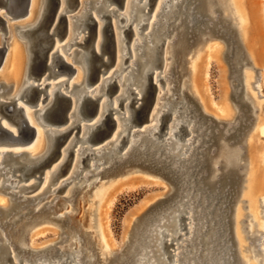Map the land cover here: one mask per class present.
Segmentation results:
<instances>
[{
	"label": "bare ground",
	"instance_id": "obj_1",
	"mask_svg": "<svg viewBox=\"0 0 264 264\" xmlns=\"http://www.w3.org/2000/svg\"><path fill=\"white\" fill-rule=\"evenodd\" d=\"M178 1L180 0H155L150 13L148 12V8H146L142 15L136 16V10L147 6L148 0H123L121 9L116 7L113 0H78L77 11L75 10V13L71 14L69 22H67L66 19V37L68 36L69 38L68 40L64 41L63 44H61L59 47H62V49L67 52L71 46H83V44L77 42L76 40L78 39L80 42L85 41L86 36L80 37L79 35L81 34V32H85L87 30V22L93 20L95 22V27L93 31L94 43L92 50L95 52H99L100 49H102L103 42H105L102 30L104 24V21L102 20V14L104 11L109 12L110 17L115 16V18H117V20L115 21V26L120 30L117 32L116 38L114 36L115 58L113 66L108 70L106 69L107 71L105 70L103 72L101 78H99L94 83H91V52L90 50L87 51L86 49H83V51L75 49L73 50V53L76 52L79 54V58L76 59V61L80 62V67H78L77 72L74 71L71 77H69L72 79H70L67 84V81L60 78L61 76L68 75L66 70L59 65H56L55 62L49 58V71L53 72L52 77L60 78L61 80L57 79L58 81H54L55 83L53 84L52 82L48 83V85L44 87L43 91L39 93L34 102H27V99L31 96L30 91L32 86L38 85L39 88H43L44 81L51 77L50 76L46 78L48 74L46 73L42 75L41 78L36 79L31 72L33 62V47L35 44H37V42H41V38L44 37L46 16L51 8L50 0H4L5 6L2 8H4L5 11H3L6 12L7 10L6 13L8 14V16H12L13 19L21 18L20 20L22 21V23L13 25L12 28L10 26L11 38L8 44V48L7 46H0V48H4V54L2 56V61L0 62V83L3 82L12 85L13 89L10 99L15 100L16 105V102L20 100L22 102L20 104H26L27 106H29V108L32 109L36 108V119L38 121V123H35L36 125L34 126L31 119L32 117L30 118L27 110L23 109L24 116L27 122L35 127L36 134L32 142H29L31 144L30 146H32L31 150L27 151L28 159L32 161L27 163L26 166L21 169V174L19 173L20 176H17L19 180H24L25 174H27L26 168L33 166V164L42 161V159L48 156L52 152L55 142L57 141L60 134L68 131V128H71V133L68 137V140L63 145L62 153L60 154L59 158L47 169L48 172L45 173V181L42 180L43 184L45 183L44 186L49 184L48 179H50V176H52V174L55 175L56 172L58 174L61 164L67 159V151H64V148L68 146V150L70 152L73 146H75L76 144L77 147H75V150H73L74 156H72L73 159L71 158L72 162L71 167L69 168V174L71 175L63 179L60 184L58 183L59 187L52 190V192H54L55 194L61 187L67 186L74 180H76L75 184L83 180V182H86L85 185H88V187L89 185H93L98 181L100 182L101 173L109 171L108 174H110L114 171L113 166L115 168H118L126 162H131L132 160L130 159V157H128V155L130 151H135L138 147L137 154L134 155L135 160L137 161L141 159H148L150 157L154 162L162 163L168 166L169 171L178 178V180H176V183H178L181 187V190L177 195V201L179 202L182 197H187V192L185 193V195H183V192L185 190L191 189V182H195L196 184V181L194 179L192 181L190 177L194 176V171L196 170L197 164L200 162V159L203 158L202 153L204 151L205 143L209 140L210 131H208L207 126L201 127L196 117L194 118L191 116V110L188 107L183 110V108L188 104V100L184 97V91L188 90L190 95L196 97L205 112L211 110V107H209L206 101H204V99L202 98L200 90L201 80L199 81L198 71L200 69V63L204 61H200V58H202L204 54L207 53V55L210 57H216L217 59H220V49L214 47L213 44H206L207 38H209L210 40H217V36L212 37L210 34H208L207 36L203 37L202 40L193 49H189V51L183 55V57H187L186 61L189 64V69L187 77L183 79L180 84L178 94L174 92L175 78L174 74L171 72L170 63L168 64L169 61L167 62V64H165L166 66L163 67V75L160 74L162 71L160 73L156 72L152 74V81H154L155 84L159 83V92L155 95L153 104L147 116V121L145 123H138L136 121V107L133 109L131 107L133 99L138 103V101L141 99L142 94L140 90H136L132 86L134 84L139 86L142 80V76L147 74V69L152 68V63L154 61L155 55L157 54L155 48L156 45L161 41H153L151 32L152 30H159V28L162 26L161 21L165 23V32L169 26V24L166 23V19L161 20V18H158V14L163 9V7H165V12H169L171 9V5L173 3H177ZM138 3L140 4V6L137 9L134 8V6ZM245 3L244 0H205V6L212 19L216 18V8L221 7L224 19L231 22L232 27L235 28L237 32L238 38L240 39L241 43L245 45V49H247V55L252 63V67H245V69L241 72L243 86L242 98L243 102L249 106L253 114L257 110H259L261 105V101L260 99H258L259 97H256V95L253 94L252 88V84L255 78V75L253 76V73L255 72V69L257 70L256 66H260L261 64L258 62L252 51V44H249L248 41V31L250 24L249 16L246 12L247 8L245 7ZM110 6L114 7L110 8ZM71 8H73L72 0H58V2L56 3L55 18L46 28L47 32L52 33L53 35L51 51H56V53L60 55L62 60H64L65 62L67 59L61 53V51H59V47L56 46L57 42H59L62 37L58 35V27H56L55 24L58 13L63 10H67L68 12ZM78 8H80L79 11ZM147 13H149V17L146 23L144 34H142L143 36L141 37V29L145 26L144 21L146 20L145 15ZM95 19H97V22L95 21ZM136 19H138V21L134 24V21ZM115 26H113L114 29ZM75 28L78 30L77 32H74ZM127 29L130 30V33L132 34L131 41H126L127 36L125 31ZM227 32H224L223 35L228 36ZM175 38L176 33H173L172 36H170L168 43H172ZM18 40L22 43H19ZM231 44H233V42H231ZM182 47L186 49L185 46H181L178 49H181ZM233 50L234 47L232 46L230 51L231 54ZM169 52H172V50ZM138 57L142 58L141 64L145 66L140 74V77H136L137 75L136 73H134V71H136L138 68ZM170 57L171 56L169 55L168 57H166V59ZM124 71L125 73L123 74ZM74 78L77 84H74ZM113 82L116 83L117 88L115 93L111 95L109 94L111 90L110 85ZM64 84L70 87L69 92L74 93V95H70L72 115L69 116V119L66 123L56 124L51 122L48 119L47 115L50 110V106L55 101L56 96L59 94H65L62 91V88L60 89V86L64 87ZM74 87L78 88L76 92H74L73 90ZM130 87H132V89ZM101 90L103 91V93L100 95L99 93ZM249 93L253 94V97L249 98ZM237 94V92L234 94L235 97H237ZM85 97L96 99L98 102V111L94 116H85L82 112L83 108L81 104ZM225 98L227 99L226 95ZM12 108L13 107L9 106L1 107L5 115L3 116V118L6 117L7 119L12 120V118L15 117V114L12 112ZM119 109L121 110V112L119 111ZM114 110L120 112L118 117L119 121L116 120V116L113 117V113H115ZM218 110L219 111H216L217 120H220L222 118L231 119V121L228 122V124H226L225 126V133L227 134L228 131L231 130V128L239 124L240 121L236 119V117L242 116V114L240 113L238 106L233 105L231 107L227 100L222 103L221 107ZM107 113H109L115 121L114 128L112 129L106 140L97 141L94 138V130L100 123L102 116ZM165 116L169 117L170 121H168V124H166L165 130L162 131L163 120ZM243 119L244 117H242V120ZM255 120L256 122L252 128L251 133L248 132L244 140L245 145H249V149H246L248 155L244 159L245 163L243 165V168L245 169V177L242 182L243 194L241 201L247 202V206L251 210V224L255 229H259L261 227H264V211L262 213L263 221L260 222L257 220L260 215L258 212V201L264 195V175L262 177L259 171V153L251 147V143L253 132H256V129L259 126L264 132V121L262 122V124H260L257 114L255 116ZM75 123H78L79 125L78 130L76 131ZM14 124L16 126V123ZM1 125L5 128H9L7 127L4 120L2 121ZM9 130L16 135V129ZM184 132L186 133V137H183ZM5 141L6 140L4 139V137L0 136V144H4ZM78 141L80 142V145H77ZM151 145H154V147H151ZM173 145L174 148L172 147ZM149 147H151L152 150L148 151L147 149ZM215 150L217 153L216 159H214L213 161V167L215 170H218L220 164L224 167L225 172H232L235 169H240L242 161V150L239 146L232 147L231 145L229 146L227 143H225V141L221 140ZM4 152L5 151H0V170H3V175L7 173H9L10 175L4 178V180H0V188L3 187L12 191L17 189V191L14 192L17 194L19 192V188L24 185L18 186L20 182L17 184V179L12 180L13 172L18 169L17 166H14V164H12L10 168L4 169V166L2 165V161H4V156L6 155L4 154ZM20 152L21 151H19L18 149L14 153ZM155 153L156 155L154 156ZM177 154L179 156V159L173 160V157ZM162 155H164V157H161ZM262 157H264V153ZM86 160L88 161V170L84 171V161ZM184 160L187 161V165L180 167L181 162ZM193 162L194 164H192ZM76 164L77 168L76 170H74V166ZM171 164H173L172 167ZM190 167H192L193 170L188 171ZM128 176L129 174L119 173V175H115L113 178L105 182V184H103L104 182H101L97 187H95L90 196V198H92L95 202L97 201V204L93 208V214L90 221L91 229L89 228V230H91V237L89 245L91 248H94L101 253L103 252L104 254H111L113 252L114 245H112L107 238L108 230H106V222H104L105 220L103 221L102 217V214L105 212L103 205L106 204L107 207V204L112 199L115 190L125 183ZM31 180L33 181L34 179ZM44 186H42L43 190L46 189V187ZM74 188L75 186H72L70 188V191L75 190ZM44 198H40L37 202H40ZM188 200L189 199L184 198L182 204H178L177 214L170 216L167 219V214L161 215L160 220H162L160 224H158L159 226L156 225L154 226V228L152 227L150 231L146 230L145 235L142 237V242L144 241L153 243H151L150 245H144L142 244V242H139V244L135 246L133 245V249L128 254L129 256H127V258L125 259L121 258V262L125 261L129 264H179L180 260L185 259L189 254L187 242H191L194 239V236L198 237V235L196 236L198 228H204L205 232L206 230H208L209 226L211 228V226L217 225L221 222L222 219V211L220 207H218V204L215 202L212 205L211 210L208 211V215L210 219L213 218L214 215H218V219L213 221V224L208 225L207 222L209 218L206 217V215L202 212V209L198 211L199 213L197 215H195L194 206H186ZM216 210L217 212L219 211L220 214H216ZM236 212V217H240L241 212L239 214V209H237ZM156 213H158V211ZM212 213L213 215H211ZM151 215L156 214L152 213ZM182 219H185L186 222L184 224L185 232L180 234L182 230L180 221ZM166 223L169 225L173 224V228L166 229L164 226L166 225ZM222 226L223 224L221 222V224L217 228V235L212 240L213 242H215L210 248L211 250H213V252L208 254L209 257L207 259L211 260L213 263L209 264H217V260L215 259H217L218 256L220 257L226 253V248L223 247L225 244V239L218 241V238L223 235ZM35 228H37V226H31L30 230H34ZM149 232L151 234H149ZM170 232L177 234V236L173 237L174 235ZM0 234L2 235V233ZM149 236H151V239L147 240ZM181 236H184L186 239V242L182 243L183 246L186 247L185 250H180L179 247L183 246H181L180 244H176V240ZM165 242H167V244L173 243V253L171 252V254H169L170 256L165 254V249L163 246ZM200 242H202V240L198 239L197 243ZM28 244L31 247L36 246L35 244V246L32 245L33 241L28 242ZM238 244L240 246V238H238ZM146 246L149 248L145 249ZM150 246H153L154 248L151 249ZM24 247H26V245L23 244V249ZM49 247L51 246H46L44 247V249H50ZM136 248H138V251L135 254ZM27 249L31 252V254L21 257L22 259H25V261L23 259L24 264H95L94 260L97 261V259L90 260L87 256L85 257V254L80 253V246L77 247V250L75 252L72 251L66 256L62 254V251L58 252L56 249H52L50 251L47 250V252L45 253L43 251V248L32 249L27 247ZM201 250L202 247L199 249V253H201ZM4 258L5 257H3V261H7L4 260ZM252 260L254 262L256 261L254 264H264V258H259L256 252L253 250L249 251L248 256H246L245 259L242 258V264H249V262H251ZM15 261L16 262L14 263L16 264L20 263V259H17ZM186 263L187 261H185V263L183 264Z\"/></svg>",
	"mask_w": 264,
	"mask_h": 264
},
{
	"label": "rangeland",
	"instance_id": "obj_2",
	"mask_svg": "<svg viewBox=\"0 0 264 264\" xmlns=\"http://www.w3.org/2000/svg\"><path fill=\"white\" fill-rule=\"evenodd\" d=\"M113 1L115 2L116 7L121 9L123 0ZM72 3L73 8H71L70 11L63 13L60 17L59 24H61L63 27V31L61 40H59V42L56 44L58 47L69 38L68 36L66 37L67 31H64V18H67V22H69L71 14H74L75 10L77 11L78 3L76 0H72ZM154 3L155 0H148L147 6L139 9L137 8L140 6V4H136L134 6V8L137 9L136 16L142 15L146 8H148V12L150 13ZM244 3L245 7L247 8L246 12L249 16L250 24L248 31V41L249 44H252V51L258 62L261 64L260 66H256L257 70L255 69V72L253 73V76L255 75L256 79L254 78L252 84L253 94L256 95V97H259L258 99L261 101L259 110L252 114L249 106L243 102L242 98L243 86L241 72L245 69V67H252V63L247 55V49H245V45L242 44L238 38L237 32L235 28L232 27L231 22L224 19L221 7L216 8V18L212 19L205 6V0H180L177 3H173L171 5L169 12H165V7H163V9L158 14V18H161V20L166 19V23H168L169 26L165 32V23L161 21L163 27L161 26L159 30L156 31L152 30L151 35L153 41L161 40L159 42L161 46L156 50L157 54L155 55L154 61L152 63V68L147 69V77L141 80L139 86L135 84L132 86L136 90H140L142 92L141 99L138 101V103L135 102L134 99L131 103L132 109L136 107L135 119L138 123H145L147 121L146 114L152 99L154 95L159 92V83L155 84V82L152 81V74L156 72L160 73L162 71L160 74L163 75V67H165V64H167L169 61L168 64L170 63L171 72L174 74L175 78L174 92L178 94L180 84L183 79L187 77L189 69V64L186 61L187 57L185 58L183 55L186 54L189 49H193L202 40V38L208 34H210L212 37L217 36V40H210L207 38L206 44H213L214 47L220 49V59H217L216 57H210L207 55V53L204 54L206 56L203 55L202 58H200V61H204L201 63L199 62L201 65L198 71L199 81L201 80L200 90L202 98L204 101H206L209 107H211V110L205 112L202 109L199 100L196 97L190 95L188 90L184 91V97L188 100V104L183 108V110L188 107L191 110V116L194 118L196 117L201 127L207 126L208 131H210L209 140L205 143L204 151L202 153L203 158H201L200 162L197 164L196 170L194 171V176L190 177L192 181L193 179L196 181V184L195 182H191V189L185 190L183 192V195H185L187 192V197H182L179 202L177 201V195L180 192L181 187L178 183H176L178 178L169 171L168 166L162 163H156L150 157V159L135 160L134 155L137 154L138 147L135 151H130L128 155V157H130L132 160L131 162H126L124 163L125 165L122 164L123 166L121 165L118 168L113 166L114 171L110 174H108L109 171L101 173L100 182L98 181L97 183L93 185L91 184L88 187V185H85L86 182H83V180L76 184V180H74L67 186L61 187L55 194L52 192V190L59 187L60 182L71 175L69 174V168L71 167V162L73 159L72 156H74L73 150H75V147H77L76 144L69 152V155L64 162L65 165L63 164L64 167L62 166L59 169L58 174L56 172L55 175L52 174V176H50V179H48L49 184L46 186H44L45 183L43 184L42 180L45 181V173L48 172L47 169L50 167L49 164L51 162V165L54 163L53 160L46 161V163L41 166L42 169L40 168V170H34L31 173L26 172L27 174H25V179L21 181L17 176H20L21 169L26 166L27 163L22 164V166L20 162L28 158L27 151L31 150L32 146H30V143L32 141L30 143L27 142L26 144L19 145L0 144V151L14 153L19 149V151L27 153V155L22 154L16 159H13L11 154H6L4 156V161H2V165L4 166V169L10 168L12 164L17 166L18 169L13 172L12 180L17 179V184L20 182L18 186H29L33 184L31 187L19 191V194L14 193L17 191V189L12 191L3 187L0 188V233H2V235L0 234V244L3 246L0 251V264H16L14 262H16L15 260L17 259H20L19 264H24V258L22 259L21 257L31 254L27 247L32 249H44L46 246L51 247H49L50 249H44V253L47 252V250L50 251L52 249H56L58 252L62 251V254L66 256L72 251L75 252L77 247L80 246V253L85 254V257L87 256L90 260L97 259V261L94 260L95 264H129L125 261L121 262V258H127V256H129V252L133 249V245L135 246L139 244V242H142V237L145 235L146 230L150 231L152 227L154 228L156 225L159 226L158 224H160L162 220H160L161 215L167 214V219L168 217L177 214V206L178 204H182L184 198L189 199L186 206H194L195 215H197L199 213L198 211L202 209V212L206 215V217L209 218L208 211L211 210L212 205L216 202L218 207H220L222 211L221 222L223 224V235L218 238V241L225 239V244L223 247L226 248V253L220 257L218 256V258L215 259L217 260V264H242V258L245 259V257L248 256L250 250L255 251L259 258H264V227L255 229L252 226L250 214L251 210L247 206V202L241 201L243 194L242 182L245 177V169L243 168V165L245 163L244 159L248 155L246 149H249V145H245L244 140L247 133H251L252 128L255 125L256 114L258 115L260 124H262L264 121V0H244ZM53 4L52 13H54L56 7L55 0H53ZM111 7L114 6H110V8ZM79 9L80 8H78V11ZM0 10V16L4 21V24L0 25V46H7L8 48L11 38V28L13 25L22 23V21L20 20L21 18L13 19L8 16V14L4 12V8L0 7ZM149 13L145 15V26L141 29V37L143 36L142 34H144ZM102 15V20L104 21L103 37L105 42L102 52L99 53L100 55L93 58V65L94 67L96 66L95 68H97L100 65L101 59L105 60L107 57H109V60L104 66V69L108 70L113 66L115 58L112 48V34L116 38L117 32L120 30L115 26V21L117 20L115 16L110 17V13L106 11H104ZM96 20L97 19H95V21ZM110 21L114 22L111 23ZM137 21L138 19L134 21V24L137 23ZM113 26H115V29ZM77 31L78 30L75 28L74 32ZM93 31L94 25L88 21L87 30L85 32H81L79 35L80 37L86 36L85 41L80 42L78 39L76 40L77 42L83 44V46H71L67 52H65L62 47H59V51H61V53L67 59L66 62L71 64L75 72H77L78 67H80V62L76 61V59L79 58V54L76 52L73 53V50L79 49L83 51V49H86L87 51L90 50L92 54L94 43ZM224 32H227L228 36H224ZM125 33L127 36L126 41H131L132 34L130 33V30L127 29ZM173 33H176V38L172 43L169 44L168 41ZM231 42H233V44H231ZM19 43L22 42L19 41ZM181 46H185L186 49L183 47L178 49ZM232 46L234 47V50L231 54L230 51ZM171 50L172 52H169ZM169 55L171 57L166 59V57ZM141 60L142 58L138 57V68L136 71H134V73L137 75L136 77H140V74L145 67L141 64ZM95 68H93L90 75L91 83L95 82ZM124 73L125 71L123 74ZM72 74L73 73L70 72V74L61 76L60 78H62V80H66V83L68 84V81L72 79L69 78ZM101 77L102 75L99 78ZM60 78H54L51 76L45 80L43 84H48L51 82L53 84L57 79L61 80ZM73 82L74 84H77L75 78L73 79ZM152 83L155 85L152 86ZM132 87L130 88L132 89ZM61 88L66 96L71 97L70 95H74V93L69 92L70 87H68L66 84H64V87L60 86V89ZM116 88V83H111V90L109 94L113 95L116 91ZM12 89L13 87L11 84L1 82L0 101L3 100L4 102H9L12 95ZM77 89V87H74V92H76ZM236 92L238 93L237 97L234 95ZM102 93L103 91L101 90L99 94L101 95ZM253 94L249 93L248 97H253ZM225 95L227 96V99L225 98ZM35 100L36 99H34L33 102ZM226 100L231 107L233 105L238 106L240 113L242 114V116H235L240 122L237 126L231 128L227 134L225 133V126L231 121V119L222 118L217 120L216 117V111H219L218 109ZM16 103L18 106L27 110L30 118L32 117L31 119L33 121V125L35 126L38 121L36 119V112L33 113L32 111H34L36 108L32 109L26 104H20L22 103L20 100ZM67 104V101L60 102L59 107H62L63 109L65 108L66 110ZM94 107L95 106H93V110L89 108L87 113L92 115L94 112ZM119 111L121 112L120 109ZM120 112L113 113V117L116 116L117 118H115L116 120H118ZM60 113L61 111L58 110L56 117H58ZM242 117H244L243 120ZM3 120L6 122L7 127H9L7 128L8 130L16 129L15 124L6 117L3 118L2 114L0 113V124H2ZM168 121H170L169 117L165 116L163 120L162 131L165 130V126L168 124ZM75 125L76 131L78 130L79 125L78 123ZM111 127L112 123H108L107 120L104 121L102 126L94 131V138L97 141L106 140L109 131L112 129ZM183 137H186L185 132ZM64 139V137L61 138L60 142L62 143ZM221 140L225 141V143H227L229 146H239L241 148L242 161L240 169H235L232 172H225V169L221 164L219 165L218 170L214 169L213 161L217 156L215 149L218 147ZM77 145H80L79 141L77 142ZM251 145V147L259 153V171L263 177L264 157L262 156L264 153V132L261 130L260 126L256 129V132H253ZM151 147H154V145H151ZM151 147H149L147 150H152ZM172 147L174 148V145ZM155 155L156 153L154 156ZM161 157H164V155ZM174 159H179L178 154L173 157V160ZM87 164L88 161H84V171L88 170ZM173 164H171V167ZM192 164H194V162ZM185 165H187V161L184 160L181 162L180 167ZM76 168L77 164L74 166V170H76ZM190 170H193V168L190 167L188 171ZM2 172L3 170H0V180H4V178L10 175L9 173L3 175ZM119 173L129 174V176L125 181V183L127 182L126 185L124 183L121 187L115 190L112 199L107 204V207L106 204L103 205L105 212L102 214V217L103 221L105 220L104 222H106V230H108V232L106 231L107 238L108 241L114 245L113 252L111 254H104L103 252L101 253L100 251L91 248L89 245L91 237V230H89V228L91 229L90 221L93 214V208L97 204V201L95 202L92 198H90V196L95 187H97L101 182H104L103 184H105V182L113 178L115 175H119ZM30 178L34 180L32 181ZM42 186L46 187V189L43 190ZM72 186H75V190L70 191ZM31 197H34V199H30ZM24 198L28 199L23 200ZM40 198L44 199H42L40 202H37ZM258 205V212L260 215L257 220L262 222V213L264 211V195L259 199ZM237 209H239V214L241 212L240 217H236ZM157 211L158 213H156ZM152 213H155L156 215H151ZM216 214H220L219 211L217 212L216 210ZM211 215H213V213ZM217 219L218 215H214L213 218H209L207 224L211 225L213 224V221ZM180 222L182 228L180 234H182L185 232L184 224L186 222L185 219H182ZM221 222L217 225H213L214 227L211 226L210 228L209 226L208 230L205 232L204 228L199 227L196 233V236L198 235V237L194 236V239L191 242H187L189 254L185 259L180 260L179 264H183L185 261H187L186 264L213 263L207 258L209 257L208 254L213 252V250L210 248L215 242L212 240L217 235V228ZM31 226H37V228L30 230ZM164 226L166 229H170L173 228L174 225H169L166 223ZM149 234L151 233L149 232ZM172 234L174 235L173 237L177 236V234ZM238 238H240V246L238 244ZM148 239H151V236H149L147 240ZM198 239H201L202 242L197 243ZM185 240V237L181 236L176 240V244L183 246L182 243H185ZM30 241H33L32 245L36 246H29L28 242ZM151 243L153 242H142L144 245H150ZM23 244L26 245L24 249ZM8 246L11 247V250ZM163 246L165 249V254L170 256L169 254H171L174 248L173 243L167 244V242H165ZM150 247L151 249L154 248L153 246ZM201 247L202 250L201 253H199V249ZM147 248L149 247L146 246L145 249ZM179 249L185 250L186 247H179ZM137 251L138 248L135 249V254ZM3 257H5L4 260L7 261H3ZM255 262L252 260L249 262V264H254Z\"/></svg>",
	"mask_w": 264,
	"mask_h": 264
},
{
	"label": "water",
	"instance_id": "obj_3",
	"mask_svg": "<svg viewBox=\"0 0 264 264\" xmlns=\"http://www.w3.org/2000/svg\"><path fill=\"white\" fill-rule=\"evenodd\" d=\"M56 3L58 2V0H55ZM76 2H78V0H76ZM50 11L48 12L47 16H46V25L44 27V37L41 38V42L39 44V42H37V44L34 45L33 47V59H32V74L35 76L36 79L41 78L42 75L47 74L46 78L50 77L53 75L52 71H49L50 69V64L48 62V59L50 58L52 61L55 62L56 65H59L60 67L64 68L67 72V74H69L70 72H74L75 70L72 68L71 64L66 63L64 60H62L61 56L58 55L56 53V51H52L51 52V47H52V33H48L46 28L48 27V25L54 20L55 18V12H56V7L54 10V13H52V6L53 4V0H50ZM4 0H0V7H4ZM7 12V10H6ZM67 12V10H63L61 12L58 13L57 15V20H56V24L55 26L58 27V35L61 37L62 35V31H63V27L60 26L59 21H60V17L63 13ZM11 18H13L11 16ZM66 19L64 18V31H66ZM94 27H95V22L93 20L90 21ZM4 24V21L2 20L1 16H0V25ZM104 29V25L102 30ZM86 38V37H85ZM104 38V37H103ZM112 48H113V53L115 54V48H114V36L112 34ZM161 46V44H157L155 50H157V48H159ZM104 47V42H103V46L102 49ZM102 49H100L99 52H95L93 51L90 58L92 61V68H91V72L93 70L94 65H93V58L94 57H98L100 54V52H102ZM4 54V48H0V62L2 61V56ZM109 57H107V59L100 60V65L95 68V72H96V78L95 81H97L99 79V77L103 74V72L105 71L104 66L106 65L107 61ZM146 75L142 76V79L146 78ZM91 79V76H90ZM66 81V80H65ZM63 81V82H65ZM48 84H44L43 88H39L38 85H34L31 88V96L27 99L28 101H33L34 99H36L39 95V93H41L44 89V87H46ZM155 84L152 83V86H154ZM155 95L152 99V102L150 104V107L147 111L146 117L148 116V113L151 109V106L153 104ZM67 101V109L65 110V108L63 109L62 107H59V103L60 102H64ZM82 112L85 116H94L97 111H98V102L96 99H91L89 97H85L82 101ZM2 106H9V107H13L12 108V112L15 114L11 120V122L16 123V135L13 134L10 130H8L7 128H5L4 126H2L0 124V136L4 137V139L6 140L4 144H26L27 142H31L36 134L35 128L30 125L25 116H24V110L22 107L18 106L15 104V100L10 99L9 102H4V101H0V113L2 114V116H5L1 107ZM93 106L94 107V112L91 114L87 113L89 111V108L91 110H93ZM138 107V106H137ZM49 112H48V119L56 124H63L66 123L69 119V116L72 115L71 112V98L66 96L65 94H59L56 96L54 103H52V105L49 108ZM60 110L61 113L60 115H58V117H56V113L57 111ZM88 110V111H87ZM115 112H117V110H114ZM33 113H35V110L33 111ZM18 119V120H16ZM108 121L110 123H112V129L114 128V124L115 121L114 119L111 117V115L109 113L105 114L103 116V118L101 119L100 123L96 126L95 130L96 131L98 128H100L102 126V124L104 123V121ZM77 124V123H75ZM76 126V125H75ZM69 130L60 134V136L58 137L57 141L55 142V145L53 147L52 152L46 156L44 159H42V161H39L36 164H33V166L26 168V172L27 173H31L34 170H40L41 166L44 165L46 163V161H51L53 160L54 162L59 158L60 154L62 153V149H63V145L65 144V142L68 140V137L71 133V128H68ZM112 129L109 131L108 135L111 133ZM65 138L64 141L62 143H60L61 138ZM68 146L64 148V151H67V157L69 155V150H68ZM4 154H11L13 156V159L18 158L20 155L25 154L27 155L26 152H20V153H12V152H8L5 151ZM66 157V158H67ZM32 160H29L28 158L23 160L22 162H20V164H26L29 163ZM66 161V160H65ZM64 161V162H65ZM64 162L61 164L60 168L62 167V165L64 164ZM52 163V162H51ZM51 163L49 164L51 166ZM33 184L29 185V186H21L19 188V191L29 188L31 187ZM28 198H24L23 200H26ZM30 199H34V197H31ZM1 249H2V245H0Z\"/></svg>",
	"mask_w": 264,
	"mask_h": 264
}]
</instances>
